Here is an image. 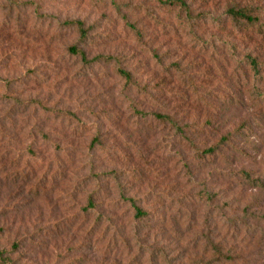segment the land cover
I'll list each match as a JSON object with an SVG mask.
<instances>
[{
    "label": "rangeland",
    "instance_id": "374dc122",
    "mask_svg": "<svg viewBox=\"0 0 264 264\" xmlns=\"http://www.w3.org/2000/svg\"><path fill=\"white\" fill-rule=\"evenodd\" d=\"M188 2L0 0V264H264V0Z\"/></svg>",
    "mask_w": 264,
    "mask_h": 264
},
{
    "label": "trees",
    "instance_id": "16d2710c",
    "mask_svg": "<svg viewBox=\"0 0 264 264\" xmlns=\"http://www.w3.org/2000/svg\"><path fill=\"white\" fill-rule=\"evenodd\" d=\"M161 4L163 5H167L170 6L172 8H179V12L182 14L186 15L185 19L186 21H190V20H194L196 17L193 14V9L191 7V4L188 2V0H158ZM254 12H251V9L247 6V5H239L237 3H235L234 5L228 7V9L226 10V15L229 19H231V21L236 25V26H241V25H249V26H255V25H260L261 23V15H256L253 14ZM199 18V17H198ZM70 25L74 26L78 33H79V37L82 40L83 38L86 37L87 35V30L84 26V22L81 20H74V21H70L69 22ZM70 52L76 54V55H80L83 59H85L86 55L85 52L81 49L78 48L76 45H72L69 47ZM250 59V63L253 67L254 70H257V62L255 60V58H249ZM120 72H122L126 77L129 76L128 73H126L125 71H122V69H120ZM161 118H167L169 119V116H165V115H160ZM210 152L214 151V149L209 148L208 149ZM90 203H92L90 201ZM133 204V203H132ZM135 211L136 214L141 216L143 215V211L141 209H139L138 207H135ZM218 262H228V263H233L234 262V258L231 257L230 255H226L223 257H216L215 259Z\"/></svg>",
    "mask_w": 264,
    "mask_h": 264
}]
</instances>
